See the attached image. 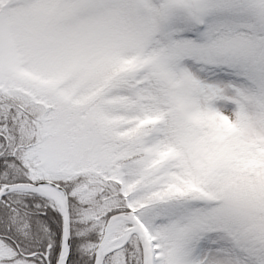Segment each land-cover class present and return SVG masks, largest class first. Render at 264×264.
<instances>
[{"label":"snow or ice","instance_id":"obj_1","mask_svg":"<svg viewBox=\"0 0 264 264\" xmlns=\"http://www.w3.org/2000/svg\"><path fill=\"white\" fill-rule=\"evenodd\" d=\"M0 264H264V0H0Z\"/></svg>","mask_w":264,"mask_h":264}]
</instances>
